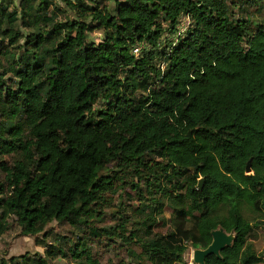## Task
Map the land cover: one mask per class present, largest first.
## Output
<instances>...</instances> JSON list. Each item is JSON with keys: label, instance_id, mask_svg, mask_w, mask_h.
Returning a JSON list of instances; mask_svg holds the SVG:
<instances>
[{"label": "trees", "instance_id": "1", "mask_svg": "<svg viewBox=\"0 0 264 264\" xmlns=\"http://www.w3.org/2000/svg\"><path fill=\"white\" fill-rule=\"evenodd\" d=\"M59 1L73 19L53 0L0 3V236L10 220L24 236L57 222L184 264L222 228L234 242L205 264L263 263L242 211L264 212V24L250 33L230 0ZM139 186L138 222L123 212L94 226L119 189ZM166 199L171 229L157 235ZM85 239L74 259L90 261Z\"/></svg>", "mask_w": 264, "mask_h": 264}, {"label": "rangeland", "instance_id": "2", "mask_svg": "<svg viewBox=\"0 0 264 264\" xmlns=\"http://www.w3.org/2000/svg\"><path fill=\"white\" fill-rule=\"evenodd\" d=\"M3 0H0V3ZM4 4L10 8L18 9L21 0H7ZM59 10L66 12L67 15L60 14L58 19L74 18V15L59 0H53ZM231 2H234L232 6ZM231 12L236 19L247 22L249 32L254 33L258 26L264 24V0H230ZM113 7V5L111 6ZM240 7V9H239ZM190 20L187 17H181L177 26L178 33L170 37V41L176 42L179 36H182L189 27ZM103 33L94 31L90 33V40L98 43L101 41ZM148 49V46H136L132 53L139 56L142 50ZM104 101L99 102L95 109L105 108ZM13 156L6 157V161L11 163ZM110 168L112 165L109 166ZM0 182H3V175L0 173ZM147 197L142 186L135 191L131 187L119 189L113 197V203L104 210L103 216L96 218L94 226L98 229L113 228L117 223V216L126 213L131 219V223L138 222L136 211L142 206L143 199ZM168 199L161 201V214L155 216V234L164 235L171 229L172 208ZM242 215L253 226L252 233L248 238L255 252L262 258L264 264V212L255 213L249 208L244 207ZM134 224V223H133ZM10 231L0 236V264H33L42 258L47 264H150L142 255V249L135 244H127L116 240L115 244L109 245L104 237L95 239L86 231L75 230L67 224L53 222L49 224L45 231L36 236H24L21 229L9 221ZM135 225L128 227L133 230ZM86 237V249L90 252V261L74 259L69 249H73L78 244L79 239ZM58 250H63L67 256L60 255ZM56 252L53 259L47 257V252ZM194 249L189 248L184 258V264H194ZM91 262V263H87Z\"/></svg>", "mask_w": 264, "mask_h": 264}, {"label": "water", "instance_id": "3", "mask_svg": "<svg viewBox=\"0 0 264 264\" xmlns=\"http://www.w3.org/2000/svg\"><path fill=\"white\" fill-rule=\"evenodd\" d=\"M246 172L249 174L251 172V160L246 166ZM203 180H199V189L202 188ZM212 242L204 250L196 249L193 251V262L194 264H205V260L210 255H214L217 258H221L220 253L226 247H231L235 235L233 232L227 233L222 228H218L211 232Z\"/></svg>", "mask_w": 264, "mask_h": 264}]
</instances>
